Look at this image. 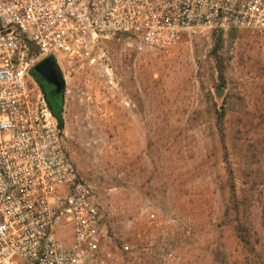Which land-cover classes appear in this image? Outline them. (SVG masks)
<instances>
[{"label":"rangeland","instance_id":"obj_1","mask_svg":"<svg viewBox=\"0 0 264 264\" xmlns=\"http://www.w3.org/2000/svg\"><path fill=\"white\" fill-rule=\"evenodd\" d=\"M219 35L224 87L212 55ZM97 51L107 70L61 73L60 130L106 211L107 264H264V30H199L169 50L104 40ZM212 103L226 109L247 246L222 221L228 194ZM155 232L149 252L121 253Z\"/></svg>","mask_w":264,"mask_h":264},{"label":"built area","instance_id":"obj_2","mask_svg":"<svg viewBox=\"0 0 264 264\" xmlns=\"http://www.w3.org/2000/svg\"><path fill=\"white\" fill-rule=\"evenodd\" d=\"M199 30H264V0H0V264L113 258L106 211L63 148L31 69L51 58L62 74L107 70L104 40L169 50ZM148 225L158 226L154 215ZM156 235L121 253L149 252Z\"/></svg>","mask_w":264,"mask_h":264},{"label":"trees","instance_id":"obj_3","mask_svg":"<svg viewBox=\"0 0 264 264\" xmlns=\"http://www.w3.org/2000/svg\"><path fill=\"white\" fill-rule=\"evenodd\" d=\"M218 33H222L220 30H214ZM221 35L217 38L215 42V47L212 52V55L216 60H218L217 52L222 44ZM217 71L219 76V86L224 87V67L222 62L218 60L216 62ZM31 76L35 79L38 84H42V81L36 75ZM48 107L53 118L56 120L57 125L60 129L63 128V99L58 96H52L47 98ZM213 106V126L215 131L216 141L221 151V160L225 164V181H224V189L226 190L227 197V206H225L222 213V221L224 224H229V226L233 229L235 234L237 235V239L240 244L243 246L249 245V234L247 231V226L249 225V219L245 214L243 202L239 200L236 191L235 185V176L234 171L230 167L229 159H228V148L226 144L227 139V128L225 124L226 119V109L223 106L217 107L215 103H212Z\"/></svg>","mask_w":264,"mask_h":264},{"label":"water","instance_id":"obj_4","mask_svg":"<svg viewBox=\"0 0 264 264\" xmlns=\"http://www.w3.org/2000/svg\"><path fill=\"white\" fill-rule=\"evenodd\" d=\"M30 72L32 75L39 77L42 82L53 88L52 91H50L53 96L63 97L62 94L65 88V81L51 58H46L37 63ZM221 94V90L215 92L217 97H220Z\"/></svg>","mask_w":264,"mask_h":264},{"label":"flooded vegetation","instance_id":"obj_5","mask_svg":"<svg viewBox=\"0 0 264 264\" xmlns=\"http://www.w3.org/2000/svg\"><path fill=\"white\" fill-rule=\"evenodd\" d=\"M37 83V82H36ZM37 85H38V87H39V89H40V91H41V93L43 94V97L45 98V101H46V103H47V98H50V97H52L53 95L50 93V91H52V87H50V86H48L47 84H45L44 82H42V84H38L37 83ZM59 97H61V96H59ZM62 98V97H61ZM47 105H48V103H47Z\"/></svg>","mask_w":264,"mask_h":264}]
</instances>
